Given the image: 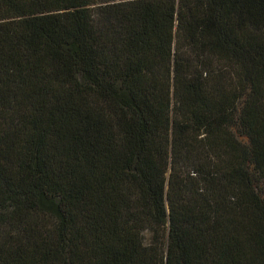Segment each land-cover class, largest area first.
I'll use <instances>...</instances> for the list:
<instances>
[{
	"label": "trees",
	"instance_id": "1",
	"mask_svg": "<svg viewBox=\"0 0 264 264\" xmlns=\"http://www.w3.org/2000/svg\"><path fill=\"white\" fill-rule=\"evenodd\" d=\"M0 264H264V0H0Z\"/></svg>",
	"mask_w": 264,
	"mask_h": 264
}]
</instances>
